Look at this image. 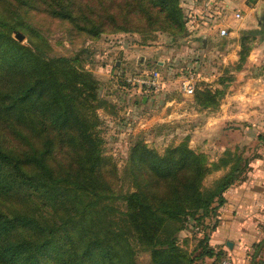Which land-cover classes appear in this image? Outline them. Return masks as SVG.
<instances>
[{
	"label": "trees",
	"instance_id": "1",
	"mask_svg": "<svg viewBox=\"0 0 264 264\" xmlns=\"http://www.w3.org/2000/svg\"><path fill=\"white\" fill-rule=\"evenodd\" d=\"M15 1L91 34L149 28L180 35L214 21L203 0H188L185 6L180 0ZM15 25L0 17V129L18 141L0 142V264H137L134 244L149 251L148 264H199L195 260L204 256H221L209 232L199 240L200 251L190 256L171 224L182 227L185 217L198 223L212 215L246 164L236 158L230 163L229 150L209 163L186 139L163 154L136 142L130 159L152 176L141 179L153 197L142 188L117 192L104 185L102 138L94 130L95 109L103 102L96 78L75 64L78 56H49L35 42L22 44L9 34ZM251 37L252 31L241 34L236 68L249 52ZM230 79L220 78L223 88L194 86V101L215 107ZM152 94L143 93L151 99ZM200 94L208 98L201 100ZM56 139L70 158L64 165L54 162ZM227 165L213 185H203L206 173Z\"/></svg>",
	"mask_w": 264,
	"mask_h": 264
},
{
	"label": "rangeland",
	"instance_id": "2",
	"mask_svg": "<svg viewBox=\"0 0 264 264\" xmlns=\"http://www.w3.org/2000/svg\"><path fill=\"white\" fill-rule=\"evenodd\" d=\"M0 17L16 24L9 34L17 39L14 36L15 31L21 32L22 44L33 47L31 43L35 42L41 46L44 54L49 56H78L75 64L84 66L96 78L97 95L103 99L102 104L95 109L99 122L94 127L102 138L99 176L104 185L107 183L117 192L142 188L153 197L141 179L152 176L130 159V148L134 143L143 142L163 154L169 145L185 139L189 144V139H195L191 129L197 127L199 122L211 124V117H215L211 112L212 106L202 107L194 101L192 94L183 93L180 89V79L188 73H193L196 90L205 87L223 88L219 82L220 78L231 76L230 71L234 70L237 64L219 65L216 62L219 53L213 50L208 42H204L202 35L197 32L171 35L162 29L106 28L97 34H91L76 28L69 20L42 9L20 5L15 0H0ZM152 68L161 71L165 82L158 90H152L153 102L143 103L141 96L144 90L136 89L125 79L135 72ZM228 89L229 83L224 86V94ZM223 96L219 98V102ZM199 97L201 100L208 98L204 94ZM193 107L200 110V113H194ZM171 110H174V113H171ZM0 130L3 133L0 134V142L4 146H10L9 142H18L7 129ZM209 130L204 132L207 133L204 135L203 150L200 147L195 149L202 151L206 160L212 163L217 161L219 149L212 144L217 138L214 127ZM202 134H199L200 139ZM253 138L263 139L264 131L254 134ZM56 142L52 152L54 162L64 165L68 158L67 150L61 147L58 139ZM247 153L252 152L250 150ZM226 170L224 168L218 172L209 171L202 179L203 185H213L217 177ZM210 217L211 215H208L198 223L192 217H185L181 222L182 227H176L178 222L171 224V227L176 229L177 243L190 256L200 251L199 240L205 232L211 234L213 221ZM134 245L137 264H148L149 251L140 245ZM213 246L215 250L222 248L221 256L215 259L204 256L195 260V263L219 264L222 258L230 257L226 244ZM254 247L249 245L246 251L242 252V256L247 255L246 262L245 259L242 262L264 264V243L260 244L257 253H253ZM234 256L238 257L236 254Z\"/></svg>",
	"mask_w": 264,
	"mask_h": 264
},
{
	"label": "crops",
	"instance_id": "3",
	"mask_svg": "<svg viewBox=\"0 0 264 264\" xmlns=\"http://www.w3.org/2000/svg\"><path fill=\"white\" fill-rule=\"evenodd\" d=\"M187 1L180 0L183 6ZM212 9L214 21L200 24L192 32L200 33L204 42L219 53L216 59L219 65L238 62L243 32L252 31L253 37L241 66L230 71L229 89L211 107L215 115L211 117V124L199 122L191 129L195 139H189V146L203 150L207 133L204 132L214 127L217 138L212 144L219 149L216 157L229 150L233 157L230 163L236 158L246 164L240 178L223 192V203L211 215L213 229L209 238L212 245L226 244L235 264H246L242 261L246 262L247 255L242 256V252L253 245V253H257L264 243V138H253L254 134L264 131V0H214ZM237 11L240 18L235 16ZM218 37L222 40H213ZM141 99L149 104L153 102L149 96L142 95ZM192 110L200 113L197 108ZM200 133H203L201 139ZM250 150L252 153H247Z\"/></svg>",
	"mask_w": 264,
	"mask_h": 264
},
{
	"label": "built area",
	"instance_id": "4",
	"mask_svg": "<svg viewBox=\"0 0 264 264\" xmlns=\"http://www.w3.org/2000/svg\"><path fill=\"white\" fill-rule=\"evenodd\" d=\"M214 0H203L204 12L212 8ZM236 17H241L240 12L235 13ZM126 82L133 85L138 90H158L165 82L164 76L158 68L143 69L138 72L126 76ZM195 86V75L188 73L180 79V89L184 94L191 95ZM219 264H235L230 257H224Z\"/></svg>",
	"mask_w": 264,
	"mask_h": 264
},
{
	"label": "water",
	"instance_id": "5",
	"mask_svg": "<svg viewBox=\"0 0 264 264\" xmlns=\"http://www.w3.org/2000/svg\"><path fill=\"white\" fill-rule=\"evenodd\" d=\"M14 36L20 41L23 38V34L19 31H15Z\"/></svg>",
	"mask_w": 264,
	"mask_h": 264
}]
</instances>
